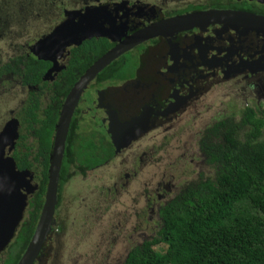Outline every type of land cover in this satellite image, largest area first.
Wrapping results in <instances>:
<instances>
[{"label": "trees", "instance_id": "16d2710c", "mask_svg": "<svg viewBox=\"0 0 264 264\" xmlns=\"http://www.w3.org/2000/svg\"><path fill=\"white\" fill-rule=\"evenodd\" d=\"M216 2L210 7H228ZM19 3L36 5L40 12L47 6L44 0ZM168 4L175 7V2ZM181 8L172 13L188 10ZM111 46L105 38H93L71 48L66 67L52 83L43 79L51 63L37 59L28 50V55H17L0 66V76L12 71L23 84L32 87L24 96L21 112L16 114L18 138L10 156L18 170L32 173L37 185L27 200L4 264L18 262L37 223L61 102L84 70ZM125 70L127 67L120 62L114 69L112 64L107 66L98 76L109 73L112 78L121 77ZM46 92L49 99L43 102ZM239 112L238 121L231 117L217 122L201 139L199 151L213 175L205 176L195 169L198 173L180 188L161 190L169 199L159 203L157 228L126 253L122 264H264V108L246 106ZM81 135L73 117L60 167L56 210L63 203L71 169L84 176L114 157V149L102 133ZM152 196L156 197L154 189Z\"/></svg>", "mask_w": 264, "mask_h": 264}, {"label": "flooded vegetation", "instance_id": "af4514ba", "mask_svg": "<svg viewBox=\"0 0 264 264\" xmlns=\"http://www.w3.org/2000/svg\"><path fill=\"white\" fill-rule=\"evenodd\" d=\"M155 1L157 3L148 2L144 4L140 1L130 2L129 0H89L90 3L87 0H82L74 8L66 10H80L88 6L108 4L110 7L115 8L112 13L116 18V23H126V33L124 35H131L145 26L170 17L211 9L240 11L264 17V4L254 0H187L183 4L175 3L174 8L161 0ZM214 1L228 5V7L212 8L210 6L215 5ZM242 6L243 8H240ZM187 7L188 10L180 14L172 13L179 8L186 9ZM62 10L60 14L56 15L55 25L52 29L63 21L65 9ZM52 29L44 34L49 33ZM122 39L123 37H120V40ZM36 40L28 45H20L23 49L25 48L24 51L12 55V58L17 57V55H28L26 48ZM114 45L116 43H112L111 48ZM71 48L73 47L68 48L58 60V69L55 74L51 75V78L46 80L47 82H54L58 78L59 72L66 67ZM126 53L127 56L122 55L111 63L112 69L117 68L120 62L127 67V71H124L123 76L112 78L109 73H106L100 78L98 76L100 71L80 95V97L83 94L85 95V92L90 91L92 86V107H89L94 111L90 108L81 110L78 107L79 98L71 118L72 120L74 117L77 130L80 128L81 136L88 135L93 128L97 127L94 126L95 122H99L102 136L114 149L113 159L101 165L100 169H94L91 172L108 168L113 161L122 158H126V161H133L135 158L134 163L139 167L148 162L154 164V161L150 160L153 157L151 156L152 148L161 145L163 139L171 137L173 129L183 124L188 117L196 116L199 113L197 109L201 105L219 97L224 92H228L236 102L230 101L229 112L222 115L215 123L231 117L235 122V117L239 116L240 113V100L250 102L257 98H264V33L244 24H203L184 30H175L151 38L131 48ZM5 76H10L12 85L19 89L23 98L17 101L14 100L15 103L13 101L12 107L5 111V118L1 119L0 117V131L7 121L13 118L17 119L16 114L22 110L24 96L32 90V87L23 84L14 72L11 71ZM5 88L0 89V92L5 91L8 96L11 95L14 89ZM44 94V97L49 99L48 92ZM87 113H90V116L85 120L84 117ZM133 123L134 127L131 126ZM119 124L129 125L132 134L118 133ZM107 126L108 130L110 127L114 131L117 145L119 143L121 145L119 149L114 147L109 139ZM207 129L206 127L204 130L207 131ZM204 133L201 134L198 141V149L202 146L201 139ZM151 135L158 138V141L149 146L147 143L149 138L147 137ZM185 149H188V145H185ZM137 170L141 169L137 168ZM88 173L90 171L86 175ZM135 176L136 174H130L129 172L123 174L122 177L114 181V191L117 192V188L120 186L127 188L130 181H132L131 186L136 185V187H138V183L144 187H149L152 185L151 182H155V180L160 182L157 179L158 177L138 180ZM32 183L36 184L34 181ZM158 187L162 188L155 189L154 193L156 195L155 200L159 202L167 197V194L162 191L163 196L161 197L158 191L169 192L171 185L160 182ZM138 190L139 188L136 191ZM32 193L27 195V200ZM149 196L148 193L146 198ZM26 207L27 201L24 212ZM62 231L63 228L60 222L58 223L53 219L51 232L42 244L39 257L35 259L33 264H64L61 251L62 245L58 243V237L61 236ZM51 236L56 245L52 246L49 243ZM13 237L7 247L0 250V264H4Z\"/></svg>", "mask_w": 264, "mask_h": 264}, {"label": "rangeland", "instance_id": "374dc122", "mask_svg": "<svg viewBox=\"0 0 264 264\" xmlns=\"http://www.w3.org/2000/svg\"><path fill=\"white\" fill-rule=\"evenodd\" d=\"M20 1L0 0V66L6 64L10 57H13L12 55L24 51L25 48L23 49L20 45H28L52 29L59 7L66 10L80 4L78 0H72V2L44 0L47 6L43 12H40L36 5L21 4ZM129 1H140L144 4L156 2L155 0ZM161 1L178 3L187 0ZM12 84L10 76L0 77V89L5 87V89H14L9 96L5 91L0 92L1 119L5 118L4 113L12 107L14 100L23 98L19 89ZM91 87L90 91H86L85 95L80 97L78 107L81 110L92 107ZM44 96L45 94L41 100L47 102L48 98ZM230 101L236 102L228 92H224L219 97L205 102L207 104L201 105L197 109L199 113L196 116L188 117L183 124L173 129L171 137L163 139L161 145L152 148L151 156L153 157L150 160L154 161V164L148 162L139 167L134 163L135 158L133 161L122 158L113 161L108 168L90 172L86 176H81L71 169L72 177L63 189V203L54 214V220L60 222L63 228L61 236L58 237V243L62 245L64 264H122L126 253L141 240L148 238V234L157 228L159 203L169 199L165 197L158 202L152 196L153 189L162 188L158 187L160 182L171 185L170 190H173L174 187L180 188L200 171L205 176L210 174L212 176L211 168L205 164L204 157L197 148L198 141L201 134L206 132L204 130L206 127L210 128L222 115L229 112ZM245 104L252 108L258 106L261 110L264 108V98H257L250 102L240 100V110L246 107ZM91 110L94 111V109ZM89 116L90 113H87L84 119L86 120ZM239 118V116L235 117V121ZM98 123L95 122L94 126L97 127L93 128L86 135L87 137L102 133ZM77 131L80 133V128ZM147 138H149L147 140L149 146L158 141V138L152 135ZM28 142L31 143L32 140L29 138ZM185 145H188V149H185ZM145 151L147 152L146 149ZM195 169L198 172H195ZM126 172L136 174L135 177L138 180L158 177L160 182L155 180L149 187L138 183L136 187V185L131 186L132 181H130L127 188L120 186L115 192L114 181ZM138 188L139 190L136 191ZM158 192L162 197V192L160 190ZM148 193L150 196L146 198ZM49 243L52 246L56 245L52 236Z\"/></svg>", "mask_w": 264, "mask_h": 264}, {"label": "water", "instance_id": "95a60500", "mask_svg": "<svg viewBox=\"0 0 264 264\" xmlns=\"http://www.w3.org/2000/svg\"><path fill=\"white\" fill-rule=\"evenodd\" d=\"M254 1L264 4V0ZM114 9L108 4H100L80 10H65L63 21L27 48L28 52L37 59L51 63L43 76V79L47 80L56 73L58 60L68 48L77 47L83 41L92 38H105L111 43H116L84 71L61 105L54 127L44 200L33 234L16 264H33L39 257L42 244L51 232L57 202L59 173L69 124L80 95L100 71L131 48L175 30H184L203 24H244L264 33V17L262 16L240 11L211 9L170 17L145 26L131 35H124L126 23H116V18L112 13ZM120 37L123 39L120 40ZM134 123L131 126L134 127ZM18 126L17 119L13 118L4 124L0 131V250L7 247L22 220L27 195L37 188V185L32 183V173L28 170H18L15 161L10 156L18 138ZM118 128L120 134H132L129 125L119 124ZM107 132L113 146L119 149L121 145L120 143L117 145L114 131L109 127Z\"/></svg>", "mask_w": 264, "mask_h": 264}, {"label": "bare ground", "instance_id": "6f19581e", "mask_svg": "<svg viewBox=\"0 0 264 264\" xmlns=\"http://www.w3.org/2000/svg\"><path fill=\"white\" fill-rule=\"evenodd\" d=\"M123 23V22H122Z\"/></svg>", "mask_w": 264, "mask_h": 264}]
</instances>
